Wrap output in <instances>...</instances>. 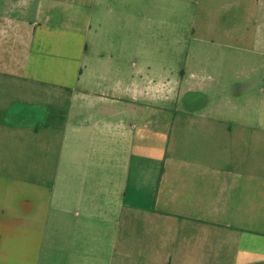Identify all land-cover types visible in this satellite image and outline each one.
<instances>
[{"label": "crops", "instance_id": "obj_1", "mask_svg": "<svg viewBox=\"0 0 264 264\" xmlns=\"http://www.w3.org/2000/svg\"><path fill=\"white\" fill-rule=\"evenodd\" d=\"M0 264H264V0H0Z\"/></svg>", "mask_w": 264, "mask_h": 264}, {"label": "rangeland", "instance_id": "obj_2", "mask_svg": "<svg viewBox=\"0 0 264 264\" xmlns=\"http://www.w3.org/2000/svg\"><path fill=\"white\" fill-rule=\"evenodd\" d=\"M200 17H201V14H200V16H198L197 18L200 19ZM132 54H133V53H132Z\"/></svg>", "mask_w": 264, "mask_h": 264}]
</instances>
